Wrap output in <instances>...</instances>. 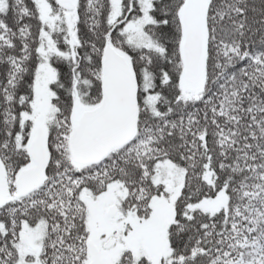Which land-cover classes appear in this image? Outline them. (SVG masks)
<instances>
[{
    "label": "snow or ice",
    "instance_id": "1",
    "mask_svg": "<svg viewBox=\"0 0 264 264\" xmlns=\"http://www.w3.org/2000/svg\"><path fill=\"white\" fill-rule=\"evenodd\" d=\"M0 264H264V0H0Z\"/></svg>",
    "mask_w": 264,
    "mask_h": 264
}]
</instances>
